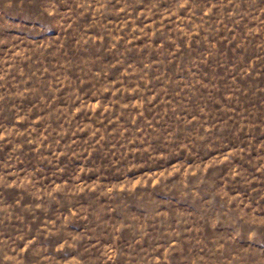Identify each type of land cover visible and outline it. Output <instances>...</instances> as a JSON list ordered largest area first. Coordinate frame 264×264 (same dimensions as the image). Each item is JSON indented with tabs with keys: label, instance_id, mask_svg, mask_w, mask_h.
I'll list each match as a JSON object with an SVG mask.
<instances>
[{
	"label": "rangeland",
	"instance_id": "374dc122",
	"mask_svg": "<svg viewBox=\"0 0 264 264\" xmlns=\"http://www.w3.org/2000/svg\"><path fill=\"white\" fill-rule=\"evenodd\" d=\"M0 264H264V0H0Z\"/></svg>",
	"mask_w": 264,
	"mask_h": 264
}]
</instances>
